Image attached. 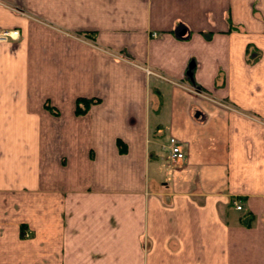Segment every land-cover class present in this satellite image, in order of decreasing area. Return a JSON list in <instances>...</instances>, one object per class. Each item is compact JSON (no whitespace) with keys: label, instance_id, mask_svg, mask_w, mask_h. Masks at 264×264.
<instances>
[{"label":"crops","instance_id":"obj_1","mask_svg":"<svg viewBox=\"0 0 264 264\" xmlns=\"http://www.w3.org/2000/svg\"><path fill=\"white\" fill-rule=\"evenodd\" d=\"M12 29L0 264H264V0H2Z\"/></svg>","mask_w":264,"mask_h":264},{"label":"built area","instance_id":"obj_2","mask_svg":"<svg viewBox=\"0 0 264 264\" xmlns=\"http://www.w3.org/2000/svg\"><path fill=\"white\" fill-rule=\"evenodd\" d=\"M0 4H2V0H0ZM20 37V31L18 29L12 30H0V40L7 41L9 39H18ZM147 74L156 75L162 77L160 74L156 73L154 70L150 68H145ZM169 147H170V157L173 160H182L185 158L184 148L182 143L176 138L171 137L169 139ZM234 204L238 210L242 209V205L239 202L234 201Z\"/></svg>","mask_w":264,"mask_h":264},{"label":"trees","instance_id":"obj_3","mask_svg":"<svg viewBox=\"0 0 264 264\" xmlns=\"http://www.w3.org/2000/svg\"><path fill=\"white\" fill-rule=\"evenodd\" d=\"M79 102H81V100H79ZM83 102L88 104V103H90L91 101L83 99ZM80 111H81V108L79 107V108H78V112H80Z\"/></svg>","mask_w":264,"mask_h":264},{"label":"water","instance_id":"obj_4","mask_svg":"<svg viewBox=\"0 0 264 264\" xmlns=\"http://www.w3.org/2000/svg\"><path fill=\"white\" fill-rule=\"evenodd\" d=\"M184 33H185V31L182 32V34H184Z\"/></svg>","mask_w":264,"mask_h":264}]
</instances>
